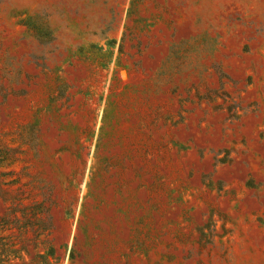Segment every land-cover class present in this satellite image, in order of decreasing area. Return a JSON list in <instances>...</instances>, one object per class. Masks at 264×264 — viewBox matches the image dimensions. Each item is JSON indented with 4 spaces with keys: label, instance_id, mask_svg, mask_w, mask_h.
Listing matches in <instances>:
<instances>
[{
    "label": "rangeland",
    "instance_id": "rangeland-1",
    "mask_svg": "<svg viewBox=\"0 0 264 264\" xmlns=\"http://www.w3.org/2000/svg\"><path fill=\"white\" fill-rule=\"evenodd\" d=\"M0 264H264V0H0Z\"/></svg>",
    "mask_w": 264,
    "mask_h": 264
},
{
    "label": "trees",
    "instance_id": "trees-1",
    "mask_svg": "<svg viewBox=\"0 0 264 264\" xmlns=\"http://www.w3.org/2000/svg\"><path fill=\"white\" fill-rule=\"evenodd\" d=\"M4 227L0 229V255L13 254L16 252L14 245L10 244L8 235H6Z\"/></svg>",
    "mask_w": 264,
    "mask_h": 264
}]
</instances>
